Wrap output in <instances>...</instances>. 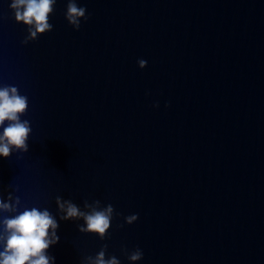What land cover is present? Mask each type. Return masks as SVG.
Instances as JSON below:
<instances>
[{
	"label": "water",
	"instance_id": "water-1",
	"mask_svg": "<svg viewBox=\"0 0 264 264\" xmlns=\"http://www.w3.org/2000/svg\"><path fill=\"white\" fill-rule=\"evenodd\" d=\"M10 3L0 87L28 98L32 131L0 157V251L4 219L36 207L59 224L49 264H264V0H76L79 30L56 0L26 43ZM58 196L111 204L104 238L61 219Z\"/></svg>",
	"mask_w": 264,
	"mask_h": 264
},
{
	"label": "clouds",
	"instance_id": "clouds-1",
	"mask_svg": "<svg viewBox=\"0 0 264 264\" xmlns=\"http://www.w3.org/2000/svg\"><path fill=\"white\" fill-rule=\"evenodd\" d=\"M55 3L56 0H11L9 7L14 12L15 20L28 26L29 36L24 41L25 43L27 39H37L38 34H43L53 28V25L49 23V14L54 12ZM65 18L76 30H79L80 18L87 20L89 17L86 15L85 7H79L76 0H68ZM139 64L143 67L146 61L141 59ZM153 106L159 107L158 102ZM27 109L28 98L21 95L17 87L10 85L0 87V127H3V134L0 135V157L10 156L12 151L10 146H14L15 150L20 152L28 151L27 141L32 129L28 120L21 119ZM6 121L7 124H5ZM56 201L61 210H65L66 206V215L61 219L83 217L87 227L80 226L79 230L99 233L100 238H104L112 219L113 206L111 204L102 211L93 208L90 213H85L70 201L61 202L59 196ZM95 203L98 205L100 201L97 200ZM0 209L12 210L2 201H0ZM125 219L128 224H132L138 219V214L128 215ZM3 223L9 234L4 250L0 251V264H49L45 250L50 245L57 244L60 237L55 231L59 224L48 210L40 211L33 207L15 217L5 218ZM120 226L123 227V225ZM50 228L53 230L51 239L48 238ZM103 247L106 249L108 246ZM126 251L125 249L124 252ZM104 257L105 252L102 250L95 258L94 264H120L115 256L107 260ZM142 257L143 251L139 247L127 256L130 261H139ZM87 259L92 258L87 257Z\"/></svg>",
	"mask_w": 264,
	"mask_h": 264
}]
</instances>
